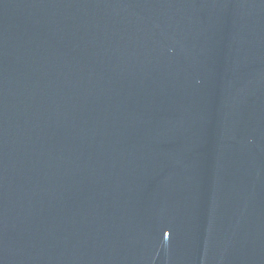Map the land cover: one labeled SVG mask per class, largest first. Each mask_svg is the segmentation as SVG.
I'll use <instances>...</instances> for the list:
<instances>
[{
	"label": "water",
	"instance_id": "1",
	"mask_svg": "<svg viewBox=\"0 0 264 264\" xmlns=\"http://www.w3.org/2000/svg\"><path fill=\"white\" fill-rule=\"evenodd\" d=\"M0 264H264V0H0Z\"/></svg>",
	"mask_w": 264,
	"mask_h": 264
}]
</instances>
